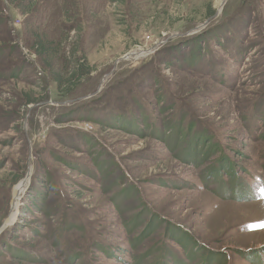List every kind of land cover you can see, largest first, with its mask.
<instances>
[{
    "label": "rangeland",
    "instance_id": "obj_1",
    "mask_svg": "<svg viewBox=\"0 0 264 264\" xmlns=\"http://www.w3.org/2000/svg\"><path fill=\"white\" fill-rule=\"evenodd\" d=\"M4 224L0 264H264V0H0Z\"/></svg>",
    "mask_w": 264,
    "mask_h": 264
},
{
    "label": "bare ground",
    "instance_id": "obj_2",
    "mask_svg": "<svg viewBox=\"0 0 264 264\" xmlns=\"http://www.w3.org/2000/svg\"><path fill=\"white\" fill-rule=\"evenodd\" d=\"M142 55L137 54L136 56L139 57ZM28 183H29V179L26 178L23 181H21L15 188L14 196H13V202H12L11 219L9 221V224L13 223L15 221L17 215H18L20 201L22 199V195L25 193V191L28 187Z\"/></svg>",
    "mask_w": 264,
    "mask_h": 264
},
{
    "label": "trees",
    "instance_id": "obj_3",
    "mask_svg": "<svg viewBox=\"0 0 264 264\" xmlns=\"http://www.w3.org/2000/svg\"><path fill=\"white\" fill-rule=\"evenodd\" d=\"M199 36V38H201V36L200 35H198ZM212 139V138H211ZM216 145V144H215ZM217 146V145H216ZM217 148H218V146H217ZM224 161H227L224 157L221 159V161L219 162V163H222V162H224ZM228 165H230V167L232 166L229 162H228ZM233 168V167H232ZM234 169V168H233ZM222 170L223 169H220V174L222 173ZM223 175V174H222ZM66 197H64V199H65ZM46 205L47 204H45L44 205V209L46 208ZM40 210H42V203H41V205H40ZM41 264V263H40Z\"/></svg>",
    "mask_w": 264,
    "mask_h": 264
},
{
    "label": "water",
    "instance_id": "obj_4",
    "mask_svg": "<svg viewBox=\"0 0 264 264\" xmlns=\"http://www.w3.org/2000/svg\"><path fill=\"white\" fill-rule=\"evenodd\" d=\"M199 29H196V31ZM29 173V172H28ZM7 225L4 224V226L0 229V234H2L4 232V230L6 229Z\"/></svg>",
    "mask_w": 264,
    "mask_h": 264
}]
</instances>
